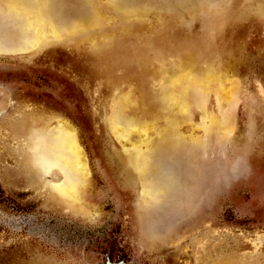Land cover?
<instances>
[{"label":"rangeland","instance_id":"374dc122","mask_svg":"<svg viewBox=\"0 0 264 264\" xmlns=\"http://www.w3.org/2000/svg\"><path fill=\"white\" fill-rule=\"evenodd\" d=\"M139 2L151 3L143 12L144 35L124 43L115 37L106 85L122 83L133 47L151 45L152 55L163 50L158 46L162 6L173 7L172 16L187 20L181 32L208 44L193 54L207 61L199 71L223 72L228 64L238 81L222 90L234 102L215 121L220 130L226 128L225 137L205 138L198 153L180 148L149 155L160 163L156 184L173 176L175 192H157L156 200L144 204L137 192H120L104 175L105 156L117 149L104 142L100 117L108 97L95 88L93 64L85 62L93 48H77L76 41L72 47L5 54L23 41L24 27L0 0V120L5 119L0 123L7 124L0 128V264H211L264 246V0H118L117 5L131 9ZM46 7L48 19L65 27L86 15L89 5L53 0ZM127 24L109 21L104 30L117 32ZM54 51L64 53L63 60ZM208 106L218 112L220 104ZM49 113L78 134L88 161V189L95 191L86 193L84 206H69L50 192V175L30 168L24 143L12 140L11 133L29 124L28 118L37 121ZM191 118L202 130L197 112ZM197 132L203 137V130Z\"/></svg>","mask_w":264,"mask_h":264},{"label":"bare ground","instance_id":"6f19581e","mask_svg":"<svg viewBox=\"0 0 264 264\" xmlns=\"http://www.w3.org/2000/svg\"><path fill=\"white\" fill-rule=\"evenodd\" d=\"M52 1L4 0L9 17L24 27V30L19 28L24 32L23 41L5 54L20 55L56 46L72 47L76 41H79L77 48L89 44L93 48L85 61L93 64L89 74L95 88L104 89L102 92L108 97L101 108L100 117L104 142L117 149L105 156L109 167L104 175L120 192H137L136 197L141 204L156 200L157 192H169L176 184L170 183L173 176L163 180L162 184H156L154 178L160 170L159 166L157 168L160 163L150 161L149 155L152 156L155 150L162 155L180 148L188 153H198L206 146L205 138L219 135L223 139L227 130H220L215 121L223 107L234 105L233 96L222 94V90L228 85L237 84V79L233 78L235 75L228 72V64L223 72L199 71L207 61L193 54L203 52L208 44L198 41L196 36L183 34L181 27L187 22L185 17L172 16L173 7L162 6L164 17L158 46H162L163 50H155L152 55L148 51L151 45H145L143 50L142 46L133 47L123 64L125 72L124 77H120L122 83L108 86L107 67L116 49L115 37L123 40V43L141 38L145 25L143 12L151 3L139 2L127 9L120 8L118 0H79L89 5L86 15L77 16L65 27H57L48 19L46 12L47 3ZM113 20H123L128 24L118 28L117 32L104 30V26ZM170 47L175 50L171 51ZM62 54L52 52L58 60H63ZM146 54L152 59H147ZM215 100L220 104L218 112L208 106ZM194 111L204 122L201 126L203 137L198 136L197 132L199 129L202 131L201 128L192 122ZM45 116V119L40 117L37 121L28 118L29 124L23 123L21 129L11 133L12 140L24 143L30 168L50 175L51 181L47 184L50 192H55L57 198L69 206H84L87 203L86 193L95 191L88 189V161L76 129L56 114ZM158 126H164L161 132L157 130ZM0 128L6 130V122H1ZM29 136L33 138L25 142ZM180 177L176 178L180 180ZM175 189L172 191L175 192ZM90 208L97 207L91 203ZM211 264H264V246L251 247L240 258L226 256Z\"/></svg>","mask_w":264,"mask_h":264}]
</instances>
